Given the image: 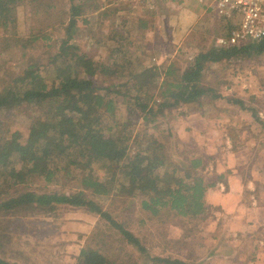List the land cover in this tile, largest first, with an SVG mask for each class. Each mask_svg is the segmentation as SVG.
Returning a JSON list of instances; mask_svg holds the SVG:
<instances>
[{
  "label": "rangeland",
  "instance_id": "374dc122",
  "mask_svg": "<svg viewBox=\"0 0 264 264\" xmlns=\"http://www.w3.org/2000/svg\"><path fill=\"white\" fill-rule=\"evenodd\" d=\"M71 3L81 8L72 42L100 71L91 76L94 85L101 88L102 94L109 91L116 104L113 117L106 115L99 120L105 134L128 137L129 155L145 147L147 140L162 144L156 153L167 164L157 172L161 174L166 169L170 173L177 168L176 175L183 177L189 169L185 157L194 156L196 151L182 142L188 140L187 134L176 129L173 135L167 129L166 113L175 115L177 108L150 114L148 117L153 120L144 121L135 97L147 100L146 94L136 91L133 84L144 83L142 76L146 78L147 69L155 65L166 67L173 63L183 70L199 51L216 47V37L227 31L228 24L193 0H24L16 7L14 23L7 32L0 28V88L12 77L21 76L28 65L37 68L49 84L53 82L55 54L66 38ZM34 36L38 39L31 42ZM161 77L151 76L145 84L144 90L153 95L148 102L152 109L161 101L158 96ZM231 77L244 79L247 85L241 92L233 88L228 94H234L236 101L245 99L246 108L257 110L258 114L264 112V55L211 64L202 81L213 87L211 94L226 98L225 86H235ZM205 104L208 103H201ZM210 108L211 105L205 107L206 111ZM43 117L27 103H10L0 109V134L8 138L10 133L19 132L23 143L30 125ZM255 123L264 132V118ZM21 163L12 157L9 167L19 168ZM120 166L121 163L99 162L90 169L82 164L73 175H58L55 182L36 178L13 184L2 173L0 201L27 191L73 193L84 189L89 198L135 234L151 255L179 258L187 264H209L207 252L201 247V243L203 247L208 243L201 235L203 221L182 218L167 209L152 215L141 204L147 195L140 193L132 180L125 179ZM89 172L97 180L108 181L113 177L108 195H92L90 189L80 185L79 176ZM119 237L108 222L83 207L58 204L52 210L37 206L0 210V256L17 264H77L80 250L85 247L99 248L118 264H146L144 257Z\"/></svg>",
  "mask_w": 264,
  "mask_h": 264
},
{
  "label": "trees",
  "instance_id": "16d2710c",
  "mask_svg": "<svg viewBox=\"0 0 264 264\" xmlns=\"http://www.w3.org/2000/svg\"><path fill=\"white\" fill-rule=\"evenodd\" d=\"M23 1L0 0L1 29L7 32L14 23L16 7ZM80 15L81 8L71 3L66 38L62 39L60 49L55 54L57 65L52 83L49 84L37 68L28 65L21 76L12 77L8 84L0 88V109L7 108L10 103H27L28 106L37 108L41 116H44L30 125L27 140L23 143L20 142L19 132L10 133L8 138L0 134V174H5V180L12 179L13 184L36 178L55 182L58 175H73L82 164L91 169L92 164L99 162H107L109 165L121 163L125 179L132 180L139 187L138 191L147 195V199L142 200L141 204L152 215L156 216L162 209H167L182 218L204 221L206 206L203 196L207 185L204 184L203 177L196 174L198 160L190 161L189 169L183 177L176 175L177 168L170 173L164 169L160 174L158 169L167 164L165 158L156 153L158 148L163 147L162 144L147 140L145 147L129 155L128 137H112L105 134V128L100 125L99 120L106 115L113 117L116 104L108 95L109 91L102 94L101 88L94 85L91 76L100 71L87 54L81 52L72 42L73 29ZM83 22L86 24L87 20L83 19ZM37 39L38 36H34L30 41ZM262 54L264 37L239 46L201 50L183 70L173 63L166 67L152 66L150 70L147 69L146 78L142 76L144 83L133 84L136 91L146 94L147 100L139 101L141 99L135 97L143 120L149 122L153 120L148 117L150 114L154 116L164 109L177 108L202 96H208L210 99L219 97L218 94H211L213 87L203 83L205 70H208L211 64L224 60L247 59ZM156 75L162 76L158 87L161 101L152 109L148 102L152 101L153 95H148L144 88L150 77ZM236 104L244 108L241 101H236ZM248 110L255 121H262L257 110ZM107 130H110V127ZM12 157L21 160L19 168L9 167ZM79 177L80 185L90 189L92 195H108L114 181L113 177L108 181L97 180L90 172ZM58 204L83 207L98 214L108 222L124 244L134 248L144 257L146 264H187L179 258L151 255L135 234L89 198L84 189L73 193L27 191L17 197H7L5 201H0V210L35 206L52 210ZM0 264L17 263L0 256ZM77 264L118 263L114 259H108L99 248L85 247L80 250Z\"/></svg>",
  "mask_w": 264,
  "mask_h": 264
},
{
  "label": "crops",
  "instance_id": "0c3cea01",
  "mask_svg": "<svg viewBox=\"0 0 264 264\" xmlns=\"http://www.w3.org/2000/svg\"><path fill=\"white\" fill-rule=\"evenodd\" d=\"M231 79L235 86H225L226 98L202 96L177 107L175 115L167 112V129L173 135L176 129L188 135L182 142L196 153L185 157L186 166L198 160L195 171L202 173L207 185L201 226V235L208 240L205 247L201 243L207 262L264 264V132L246 110V100L240 99L244 110L237 106L235 95L228 94L233 88L241 92L246 80ZM204 101L208 104L201 105ZM206 105H211L208 111Z\"/></svg>",
  "mask_w": 264,
  "mask_h": 264
},
{
  "label": "built area",
  "instance_id": "2783aa9c",
  "mask_svg": "<svg viewBox=\"0 0 264 264\" xmlns=\"http://www.w3.org/2000/svg\"><path fill=\"white\" fill-rule=\"evenodd\" d=\"M193 1L228 24L227 31L215 39L217 48L239 46L264 37V0ZM259 114L264 118L263 111Z\"/></svg>",
  "mask_w": 264,
  "mask_h": 264
}]
</instances>
